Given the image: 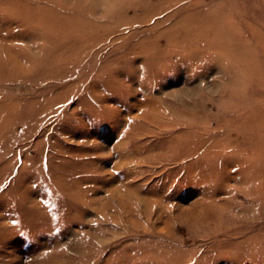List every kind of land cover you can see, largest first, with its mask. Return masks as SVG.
Segmentation results:
<instances>
[{
	"label": "rangeland",
	"instance_id": "374dc122",
	"mask_svg": "<svg viewBox=\"0 0 264 264\" xmlns=\"http://www.w3.org/2000/svg\"><path fill=\"white\" fill-rule=\"evenodd\" d=\"M0 264H264V0H0Z\"/></svg>",
	"mask_w": 264,
	"mask_h": 264
}]
</instances>
